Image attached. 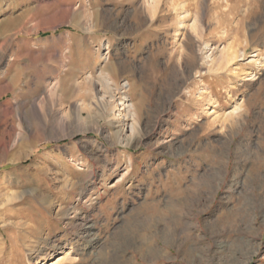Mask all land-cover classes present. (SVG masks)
<instances>
[{"label": "rangeland", "instance_id": "obj_1", "mask_svg": "<svg viewBox=\"0 0 264 264\" xmlns=\"http://www.w3.org/2000/svg\"><path fill=\"white\" fill-rule=\"evenodd\" d=\"M256 59L264 0H0V264H264Z\"/></svg>", "mask_w": 264, "mask_h": 264}, {"label": "bare ground", "instance_id": "obj_2", "mask_svg": "<svg viewBox=\"0 0 264 264\" xmlns=\"http://www.w3.org/2000/svg\"><path fill=\"white\" fill-rule=\"evenodd\" d=\"M153 1H158V0H153ZM179 16H181V15H179ZM239 57V55H238V52L232 47V46H229V47H224L223 49H222V51H221V54H220V57L219 58H213L212 59V66L213 67H216V66H219V65H222V64H229L230 62H233L234 60H236L237 58ZM255 62L259 65V66H264V61H262V60H260V59H256L255 60ZM251 74V73H250ZM252 75H253V73H252ZM252 77V76H251ZM250 79H252V78H248L247 80H250ZM105 83V82H104ZM106 85L107 86H110L111 84H110V82L108 81V82H106ZM130 86H131V84L129 83V82H125L124 84H123V86L122 87H124V88H126V89H130ZM17 90V89H16ZM12 90V93L14 94V97L16 96L17 97V94H18V92L17 91H19V90ZM20 92V91H19ZM124 92H126V90L124 91ZM53 93H55L54 91H53ZM19 95V94H18ZM20 96V95H19ZM54 97V96H53ZM127 98H128V95L127 94H125L124 95V99L125 100H127ZM54 100V99H53ZM244 101V100H243ZM96 103V102H95ZM99 103V102H98ZM121 104H124L125 105V108H126V113L124 114L125 115V117L126 118H130V119H135V111H134V106H133V104L132 103H127L126 101H124V102H120ZM99 104H101V103H99ZM238 104V103H237ZM94 106H97V105H94ZM89 107V106H88ZM88 107H80L79 109H77L76 111H75V115H74V122H76V123H81L82 122V124H84V123H86V122H88L89 121V118H91V116H92V110L91 109H85V108H88ZM98 107V106H97ZM99 107H100V105H99ZM106 107V106H105ZM115 107V106H114ZM104 108V107H103ZM101 109V108H100ZM116 109V108H115ZM114 109V110H115ZM117 109H119V108H117ZM243 109V103L242 104H238L236 107H235V112L237 113V122H240L241 121V117L243 116V114H242V112L241 111H243L242 110ZM93 111H94V109H93ZM107 111V110H106ZM56 115V114H55ZM121 115H122V113L120 112V113H118L117 114V117H119V118H117L116 120H117V122H118V120L120 121V117H121ZM59 116V115H58ZM57 117V116H56ZM60 120V121H59ZM59 122L60 123H64V122H66L65 121V119L61 116V117H59ZM237 122H236V124H237ZM57 123V122H56ZM59 124V123H58ZM240 124H241V122H240ZM120 128V127H119ZM130 128H131V132H133V133H135L136 132V128H135V125L134 124H132L131 126H130ZM123 130H124V128H123ZM121 131H122V129H120L118 132H117V134H119V133H121ZM123 132V131H122ZM32 151V150H31ZM31 154V153H30ZM27 158V157H26ZM6 175H8V174H6ZM104 176H106V174H104ZM10 177V176H9ZM9 177H7L5 180V183L3 184H1L0 185V190H3V189H5L6 187H8V185L10 184L9 182ZM18 183L20 184L21 183V181H18ZM7 184V185H6ZM82 184V183H81ZM83 185V184H82ZM81 185V190L83 191V193H81L80 194V197L82 198V197H84V190H85V188H84V186H82ZM20 186V185H19ZM80 186V185H79ZM19 188H21V186L19 187ZM5 195H6V193H5ZM2 194H0V205H2L3 204V202H2V200H1V198H2ZM7 196H9V195H7ZM86 196V195H85ZM13 196H10L9 198H8V200H10L11 198H12ZM20 197V196H19ZM85 218V217H84ZM91 221V220H90ZM88 224V223H87ZM86 224V225H87ZM83 225V224H82ZM93 226H94V224H93ZM81 227V226H80ZM92 229H93V227H92V224H90V225H88V226H86V230H85V232H84V237L87 239V242L88 243H90L91 244V242L93 243V241H94V236H93V232H92ZM84 237H82V238H84ZM8 241L9 240H6L5 238H3V240H0V249L2 250V251H6L7 250V244H8ZM12 242V241H11ZM10 242V243H11ZM96 242V241H95ZM14 244L15 245H18V243H17V241H15L14 242ZM40 244H41V239L39 238V239H37V240H34V241H31L30 243L29 242H26V241H23V243H22V245H25V246H27L29 249V252L31 253V255H33V254H38V256H40V254H42V247H40ZM72 244V243H71ZM97 244V243H96ZM19 245H20V243H19ZM19 248H21V247H19ZM60 249V248H62L63 249V246L62 245H56V246H53V248H51V249H47L48 250V252H46L47 254H42V255H44V257H43V263L42 264H60V262L63 260V259H65V256H66V254L63 256V255H60V256H56V257H51L50 258V256L52 255L51 254V252L53 251V250H56V249ZM153 249V248H152ZM1 251V252H2ZM5 254V253H4ZM16 256V255H15ZM33 259V258H32ZM36 259V258H35Z\"/></svg>", "mask_w": 264, "mask_h": 264}]
</instances>
